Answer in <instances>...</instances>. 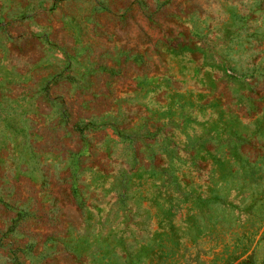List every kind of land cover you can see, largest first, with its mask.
I'll return each instance as SVG.
<instances>
[{
    "label": "rangeland",
    "instance_id": "obj_1",
    "mask_svg": "<svg viewBox=\"0 0 264 264\" xmlns=\"http://www.w3.org/2000/svg\"><path fill=\"white\" fill-rule=\"evenodd\" d=\"M0 264H264V0H0Z\"/></svg>",
    "mask_w": 264,
    "mask_h": 264
}]
</instances>
